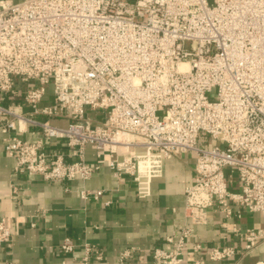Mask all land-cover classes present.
Instances as JSON below:
<instances>
[{"label":"built area","instance_id":"obj_1","mask_svg":"<svg viewBox=\"0 0 264 264\" xmlns=\"http://www.w3.org/2000/svg\"><path fill=\"white\" fill-rule=\"evenodd\" d=\"M55 117L68 122L54 125ZM26 124L40 137L22 139ZM0 132L14 174L83 183L105 164L118 182L135 183L138 199L151 194L165 159L189 153L184 222L152 250L151 264L249 253L264 243V227L234 222L239 245L189 239L215 211L264 218V0H0ZM52 139L65 149L46 147ZM103 192L79 190L83 199ZM11 241L0 216V246ZM73 249L69 238L59 246ZM83 249L80 264L105 255ZM136 251H120L119 263Z\"/></svg>","mask_w":264,"mask_h":264},{"label":"crops","instance_id":"obj_2","mask_svg":"<svg viewBox=\"0 0 264 264\" xmlns=\"http://www.w3.org/2000/svg\"><path fill=\"white\" fill-rule=\"evenodd\" d=\"M50 94L48 88L42 104L51 99ZM4 96L7 102L19 103L27 111L21 98ZM50 122L64 126L68 120L55 117ZM25 126L22 139L34 141L40 137L38 131L31 132L32 125ZM46 147L62 151L65 143L52 139ZM85 158L88 162L97 161L89 147ZM14 162L4 151L0 132V216L7 217L12 232V241L0 246V264H80L85 243L105 252L103 259L88 264H120L118 253L127 248L137 251L125 264H151L152 250L162 247L164 237L184 222V188L194 175L193 157L189 153L174 154L163 161L162 176L152 182L151 194L138 199L135 183L118 182L105 164L83 183H63L46 182L36 174H14ZM12 184L17 186L16 192L12 191ZM81 187L104 192L98 199H83L79 194ZM234 222L241 228L264 227V218L259 213L243 210L236 219L215 211L206 224L194 227L189 241L214 245L234 240L239 245L231 231ZM223 235L227 237L224 240ZM65 238L74 244L71 253L59 251ZM205 264H264V243L228 261Z\"/></svg>","mask_w":264,"mask_h":264},{"label":"rangeland","instance_id":"obj_3","mask_svg":"<svg viewBox=\"0 0 264 264\" xmlns=\"http://www.w3.org/2000/svg\"><path fill=\"white\" fill-rule=\"evenodd\" d=\"M208 140H210L211 144L218 143V141H216V140L214 141V140L210 139V137L208 138ZM139 151H141V150H139Z\"/></svg>","mask_w":264,"mask_h":264},{"label":"water","instance_id":"obj_4","mask_svg":"<svg viewBox=\"0 0 264 264\" xmlns=\"http://www.w3.org/2000/svg\"><path fill=\"white\" fill-rule=\"evenodd\" d=\"M210 1H212V0H210Z\"/></svg>","mask_w":264,"mask_h":264}]
</instances>
